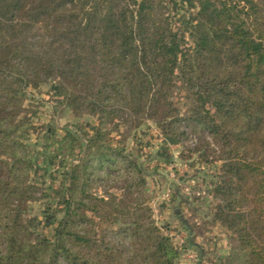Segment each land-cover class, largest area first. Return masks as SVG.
Here are the masks:
<instances>
[{"label": "trees", "instance_id": "obj_1", "mask_svg": "<svg viewBox=\"0 0 264 264\" xmlns=\"http://www.w3.org/2000/svg\"><path fill=\"white\" fill-rule=\"evenodd\" d=\"M182 4L192 16L174 19ZM50 81L74 115L97 122L92 134L43 136L62 167L42 212L52 240L28 214L49 197L16 135L32 129L27 90ZM127 121L218 165L213 221L238 244L223 264H264V0H0V264L176 263L143 206L142 169L111 145L108 126Z\"/></svg>", "mask_w": 264, "mask_h": 264}, {"label": "rangeland", "instance_id": "obj_2", "mask_svg": "<svg viewBox=\"0 0 264 264\" xmlns=\"http://www.w3.org/2000/svg\"><path fill=\"white\" fill-rule=\"evenodd\" d=\"M182 5V9L176 7L168 11L174 19L192 16L187 6ZM58 86V82L50 81L38 90H27L24 108L32 129L22 127L16 133L30 152L34 166L32 180L49 197L28 205L29 216H37L41 223L38 232L49 240L53 239L55 226L46 225L42 212L47 203L54 208L57 202L62 167L59 157L50 154L52 148L48 153L43 150L49 145L43 136L49 131L56 139H61L66 133L72 137L77 136V131L92 134L97 128L95 118L86 113L74 115L65 107L63 96L53 90ZM63 88L68 93L71 91L66 84ZM177 103L183 111L184 101L178 98ZM108 130L111 145L123 148V155L142 169L146 181L142 188L143 206L150 210L156 226L165 230L164 234L179 252L175 264H223V259L237 250L238 244L221 224L213 221L208 191L215 181L218 165L206 166L197 155L186 158L189 154L173 139L161 136L150 122L138 126L131 121L116 122L108 126ZM191 140L193 143L195 139L191 137ZM73 147L78 153L81 142H75ZM94 190L103 194L101 188L94 187ZM111 193L121 195L114 189ZM104 228L116 231L118 226Z\"/></svg>", "mask_w": 264, "mask_h": 264}]
</instances>
